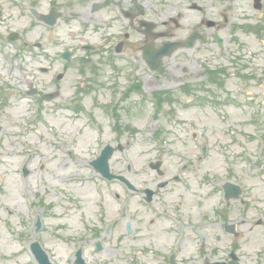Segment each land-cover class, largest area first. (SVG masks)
<instances>
[{
  "label": "rangeland",
  "instance_id": "374dc122",
  "mask_svg": "<svg viewBox=\"0 0 264 264\" xmlns=\"http://www.w3.org/2000/svg\"><path fill=\"white\" fill-rule=\"evenodd\" d=\"M218 7V5H212L210 8L211 11H215ZM158 8H160V6ZM168 11L169 10H166L164 15H166ZM190 12L191 11L187 10L184 17L179 20V27L170 31V34L174 37L184 35L183 31L186 32L190 28L189 25L195 20V14ZM214 16L215 13H211L209 15L211 18ZM66 34L67 31L63 25H59V27L54 29L52 35L49 33L45 34L46 51H48L51 56L56 55L62 47L73 44L75 45L77 41H80L79 38L70 39ZM241 40L247 43L244 36H241ZM85 41H88V38L85 37ZM96 60L97 56H94V61ZM38 61H41V59H36V61H33L32 64L29 62L27 64V69L24 70V58L22 60H17L9 78L6 71V61L0 58V84H2L4 80H9L12 86V89L8 91V96H10L9 104L11 105L6 107L7 109L4 113L0 114V121H3V132L0 137V158L3 160V163L0 164V264H29L24 247L22 249V244L20 243V247L19 241H16L15 238V235L20 234L21 231L28 225V220H21L18 217L20 213H25L26 208L22 198L18 195L19 180L16 173V168L21 162L22 157L16 155L14 151L23 150L21 148L23 141H27L33 146V150L34 148H38V151H34L37 156H43V154L48 150L49 144L53 145V139L46 133L48 129L55 130L57 134L60 135L74 136L72 138L74 143L67 147V149L72 150L74 152V156L77 154L76 159L72 158L71 160L63 162L60 166V170L55 168V162L49 161L45 165V171L42 170L39 171V173L31 171L30 176L32 179L30 186H33L35 191H37L36 186H42L44 184L45 189L52 192L51 195H55V191L60 190L61 200L58 202V207L56 209L57 218L51 220L46 219L45 222L48 224L44 227V229L42 228V230L34 236L30 234L29 239L32 237L33 239H38L43 246L45 245L44 247L52 248L56 256H62L64 261L69 250L67 248H63L62 245L66 242V239L70 234L74 233L76 229L82 228L79 217L81 214H88L90 210L94 209L92 206L96 198L91 184H80L77 183V180L75 179V176L87 173L85 166L80 165L81 159L79 157L82 158L85 156L83 153L85 148L93 147L96 149V145L94 143L95 133L89 128L87 122L84 118H82V116L76 120L69 119L70 111H66L67 107L68 105L80 104V100L85 108L88 106L90 107L91 100L88 98L89 96H96L98 98V102L106 103V98L109 99V97L113 94L111 89L117 84L116 78L118 76L120 77L119 88L122 87V82H124L123 76L121 74L118 75L112 68H110V73L104 67L102 68L99 66L98 76L96 77V81L92 82L91 88L83 96H77L76 99H72L75 97L73 96L74 86L80 80L76 71L69 69L66 72L65 78L60 82L61 96L57 101V104H60V110H58L57 113L50 112V109H52L53 106L46 104L45 110H47L39 113L32 110V105H29L28 101L19 100L17 96H23L21 95V91L26 89L27 84H33L42 91L53 90L55 86L52 84V78L57 72L62 71V66L56 62L53 66V72L42 74L38 72L37 67L41 64H46L49 60L47 59L45 62L40 64H38ZM169 61L172 62L170 63V66L174 69L175 66H185V64H176V60L174 58ZM117 66L122 68L121 63L117 64ZM111 76H113V78H111ZM171 77H174V73ZM87 81L88 79L85 80V83ZM2 86H4V84L0 87ZM137 98L138 96H131L130 102H135L141 112L145 110L144 113L147 115L150 105L147 103H141ZM171 107L172 106L169 105L165 106V111L159 115L156 122L157 126H161L165 129V137L168 140H188V135L185 131L177 127L174 129L171 125L186 123L187 120H189V117L194 119L196 129L201 127V125H204L203 123L211 126L212 129H218L219 126H225V124L221 125L213 114V116L210 117L209 113H211V110H207L204 120H201L197 118V116H191L187 110L177 107L174 116L168 118L167 115L169 108ZM223 109H229L228 112H231L230 115L227 113L229 116V123L234 122V120L238 118H241L242 120L244 119L245 114L241 111H236L233 107H226ZM96 111L97 113L99 112L98 110ZM100 119L101 117L98 118V120ZM15 123H18V125L14 126ZM138 123H136L138 127L142 126L144 124V118H142L141 124ZM241 127L245 129V122L242 123ZM8 131H13L16 134V137L9 136ZM37 133L43 135L45 139L40 141ZM139 139L143 140L141 135ZM104 140L115 141L116 135L108 131L107 134L104 135ZM132 143V151L138 158L135 160L136 166L138 167V165H142L143 162H146L148 158V155L145 156L140 152H144L148 148L140 142H133L132 140ZM118 157L119 155L115 156V158ZM66 165H68L67 169L65 168ZM254 166V185L252 191L253 203L255 209L256 207L264 208V162H261L260 164H256V162H254ZM34 167L36 169V163L34 164ZM112 167L113 169H118L117 165H115V159L112 161ZM5 205H10L12 212H7L4 208ZM254 219L256 220L258 217L255 216ZM260 219L264 222V218ZM58 224L62 225L63 228L57 227L56 229H53V226H57ZM19 239L24 240L25 238L19 235ZM247 242L249 243L242 245V256L247 258V255L253 252L254 257L252 259V263L264 264V255L262 256L259 253V251L264 249V228L254 224L252 239L249 238ZM249 256L251 257V255ZM63 261H60V263ZM56 263L58 264V257L56 259Z\"/></svg>",
  "mask_w": 264,
  "mask_h": 264
},
{
  "label": "flooded vegetation",
  "instance_id": "af4514ba",
  "mask_svg": "<svg viewBox=\"0 0 264 264\" xmlns=\"http://www.w3.org/2000/svg\"><path fill=\"white\" fill-rule=\"evenodd\" d=\"M126 1L131 3L128 11L133 18L128 21L127 26L134 32L145 33V29H138L137 26L141 19L152 22L151 16L156 14L152 0H0V34L9 36L13 32H18L19 36H27L34 30H45L48 26L42 18L51 14L56 20L54 27L73 20L82 19L92 22L95 19L94 25L89 26L97 31L101 30L99 35L104 37V47L109 56L115 51L119 42L122 43L123 49L130 46L140 51L142 45L138 39L130 44L131 34L125 36V33H120V28L126 25L121 21ZM33 10L37 12L36 18L32 17L36 24L30 22ZM121 35L124 39H120ZM23 47L24 50H29L28 43L24 42ZM259 49L262 51L259 52ZM259 49L254 50L253 47L249 51L247 67L244 63L233 60L238 56L243 57L246 50L243 46H236L230 54L232 61L229 63L228 71L235 80L231 83L230 96H244V94L264 96L261 88L264 85V48ZM200 63L203 65L188 66L183 69V73L187 75L184 79L185 84L197 82L202 75H205L204 65L210 68L208 75L218 68L212 58L202 59ZM215 95L216 93H208V96ZM248 131L251 132V129L249 128ZM215 136L218 140H214L212 154H209L210 150L205 145L203 157H195L194 151L190 150L191 147L198 148L194 142L155 143L159 149L155 151L157 155L154 161L160 162L161 175L165 181L161 188H155L153 191L152 201L156 205L139 207L144 214L138 215L141 224L145 223L143 219L151 216L148 220L149 225H156L155 229L149 232L156 235L164 233L166 227H162L160 219L169 218V215L164 216V214L170 213L183 218L184 214L179 211L180 209H183L185 214H190L188 210L198 209L194 214L199 221L204 222L202 228L207 231H204L202 236L221 243V229L223 230L225 225L230 223L227 217L234 213V207L238 203L245 205L250 197L253 178L251 168L247 164L253 159V150L249 146L250 139L246 138L243 142L237 140L238 131H227L225 136H230L228 140H222L217 131ZM228 182L240 187V195L237 199L223 198L224 186ZM154 185L156 186L157 182ZM189 196H192L191 202L187 201ZM232 239L237 240V235ZM212 254L217 255V250L214 249Z\"/></svg>",
  "mask_w": 264,
  "mask_h": 264
}]
</instances>
